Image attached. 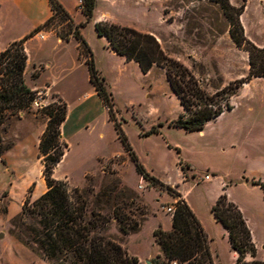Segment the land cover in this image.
I'll list each match as a JSON object with an SVG mask.
<instances>
[{"label":"rangeland","instance_id":"rangeland-1","mask_svg":"<svg viewBox=\"0 0 264 264\" xmlns=\"http://www.w3.org/2000/svg\"><path fill=\"white\" fill-rule=\"evenodd\" d=\"M230 2L242 4V0ZM99 8L110 12L120 24L154 35L165 53L191 69L209 93L247 74L248 55L235 47L228 33L229 23L213 2L100 0ZM7 14L16 16L11 4L0 9V46L22 29L19 21L2 18ZM241 22L247 38L264 47V0H246ZM46 30L64 33L67 23L56 19ZM91 34V29L85 30L87 37ZM38 44L36 39L30 43L32 54ZM50 73L62 75L60 69ZM59 87L70 103L69 121L62 133L68 151L53 177L80 189L89 211L111 218L103 233L137 257L139 264H151L157 255L164 258L153 231L162 229L160 219L166 222L172 215L166 209H173L175 199L142 182L101 105L89 102L80 106L75 101L76 92L64 83ZM58 97L51 91H38L37 105L33 103L29 112L10 116L2 126L0 264H48L16 241L13 233L21 234L18 217L25 200H36L47 189L38 142L48 120L43 108ZM113 99L116 117L141 165L161 182L173 184V190L193 208L208 237L213 264H233L235 259L225 232L211 213L212 201L224 187L226 194L229 191L227 197L247 219L257 254L264 259V191L251 183H264V78L243 85L230 99L233 109L208 122L201 132L169 126L182 113V107L158 67L148 77L127 70L115 87ZM85 115L97 121L104 140L97 138V132L88 137L82 131ZM157 124L161 125L159 132L146 136ZM112 153L122 156L106 162ZM179 162L186 178H182ZM114 208L138 228L123 234L113 216Z\"/></svg>","mask_w":264,"mask_h":264},{"label":"trees","instance_id":"trees-1","mask_svg":"<svg viewBox=\"0 0 264 264\" xmlns=\"http://www.w3.org/2000/svg\"><path fill=\"white\" fill-rule=\"evenodd\" d=\"M79 1L81 13L85 16L83 22L73 25L61 4L57 0H48L52 16L22 39L0 50V155L3 152L1 129L6 119L21 112H29L37 99L38 91L29 89L24 80L27 61L24 44L41 30H46L56 19L63 20L67 23V30L54 33L64 41L71 34L79 41L90 82L107 109L108 119L134 163L136 172L150 185L166 191L175 199L171 230L158 228L153 231L164 258L157 255L151 264H213L208 237L192 209L170 185L146 171L129 145L116 117L113 95L107 89L104 77L95 68L92 52L79 31L91 21L97 0ZM208 1L219 5L229 23L228 33L235 47L248 55L247 74L230 81L214 93H209L202 86L191 69L168 56L151 33L107 20L94 24L97 35L105 37L117 55L127 62L136 63L142 74H147L153 67L164 71L168 85L182 107V113L169 126L188 132L202 131L209 121L233 109L230 99L243 85L254 78H264V47L257 46L247 38L241 22L246 0H242L239 6L233 5L230 0ZM43 114L48 120L39 138L38 158L47 189L36 200H25L18 217L21 234L13 233L16 241L48 264H139L137 257L131 256L118 241L103 233L111 218L95 210L89 211L87 200L80 189L70 188L67 181L53 177L56 166L68 151L61 133L67 116V105L58 97L55 102L43 108ZM160 126H152L145 135L158 133ZM179 164L182 177L186 178L185 169L181 162ZM251 183L264 191V183L255 180ZM211 213L225 231L231 251L236 254L233 264H264V260L257 257V248L243 213L224 191L211 206ZM113 216L123 234L138 228V224L131 223L129 217L118 208H114Z\"/></svg>","mask_w":264,"mask_h":264},{"label":"crops","instance_id":"crops-1","mask_svg":"<svg viewBox=\"0 0 264 264\" xmlns=\"http://www.w3.org/2000/svg\"><path fill=\"white\" fill-rule=\"evenodd\" d=\"M57 1L69 14L73 25H77L85 20V16L81 13L79 7V0ZM8 4H11L15 8L16 16L15 18H13L9 14H7L2 18L7 22L15 20L19 21L20 25H22V29L16 36L12 37L4 45L0 46V50H3L5 47H7L9 43L22 39L24 36L32 32L35 28L41 26L47 19L52 16V11L49 6L48 0H0V9ZM99 6L100 0H97L91 21L88 22L85 26L81 27L79 31L92 52L95 68L98 70L100 75L104 77L106 87L114 97L115 87L120 82L122 75L127 70L133 69L136 73H140L142 77H148L154 67L147 74H142L136 63H134L133 61L127 62L122 56L117 55L109 47L106 38L99 37L97 35L94 28V24L97 22L107 20L113 23L120 24L110 12H103V10L99 8ZM88 28L92 31L90 37H87L85 35V30ZM41 35H43V38L40 37ZM35 39L39 42V44L35 47V49H33L34 54H32V49H29V45ZM24 47L27 54L26 67L24 71V80L27 87L33 91L54 92L67 105V116L65 122L62 124L61 133H63L64 127L69 121L70 111V103L67 102L65 95L59 87V85L62 83H64L67 88L77 93L75 101L78 105L86 106L89 102H92L94 104L101 105L104 111L107 112V109L103 106L102 101L98 97L94 86L90 82L89 71L87 65L85 64V57L81 55L80 43L72 34L69 36V39L67 41H64L60 37H58L53 31L41 30L33 37L29 38L25 42ZM59 69L62 74L61 76L54 77L53 74L51 75L50 71ZM80 90H82V92L78 93ZM81 122L83 126L82 131L87 133L88 137H90L93 133L97 132V138L99 140L102 141L105 139L102 130L97 127V121L94 118H89L85 115ZM110 124L113 127V124L111 122ZM80 130L81 129H78L77 132L79 133ZM1 137L4 142L5 137L2 134ZM120 156H122L120 153H112V155L107 158L106 162L114 158H118ZM146 171L148 170L146 169ZM204 179L211 180V178L206 179L205 177ZM142 182L147 183V181H145L143 178ZM170 186H173V184H171ZM226 188L227 187L222 188L221 192L214 197L211 206L215 203L218 196L223 191L226 193ZM227 194L229 195L228 190ZM228 199L230 200V198ZM186 203L189 205L188 202ZM189 207L194 212L193 208L190 205ZM245 220L247 222L246 218ZM159 222L163 231L171 230V216H168L166 218V222L161 219ZM257 257L259 259H263L258 256V254ZM247 259H249V257H247Z\"/></svg>","mask_w":264,"mask_h":264},{"label":"built area","instance_id":"built-area-1","mask_svg":"<svg viewBox=\"0 0 264 264\" xmlns=\"http://www.w3.org/2000/svg\"><path fill=\"white\" fill-rule=\"evenodd\" d=\"M40 37L43 38V35H41ZM34 104L37 105V101H35ZM205 178L207 179L208 176H205ZM166 211H168V212H172V213H173L174 208L172 209L171 207H168V208L166 209Z\"/></svg>","mask_w":264,"mask_h":264},{"label":"water","instance_id":"water-1","mask_svg":"<svg viewBox=\"0 0 264 264\" xmlns=\"http://www.w3.org/2000/svg\"><path fill=\"white\" fill-rule=\"evenodd\" d=\"M149 263V262H148Z\"/></svg>","mask_w":264,"mask_h":264}]
</instances>
